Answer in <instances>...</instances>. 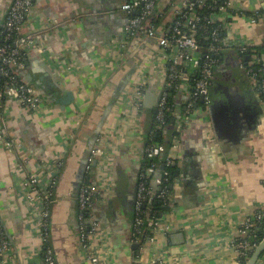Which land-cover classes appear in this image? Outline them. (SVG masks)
Masks as SVG:
<instances>
[{"label": "crops", "instance_id": "obj_1", "mask_svg": "<svg viewBox=\"0 0 264 264\" xmlns=\"http://www.w3.org/2000/svg\"><path fill=\"white\" fill-rule=\"evenodd\" d=\"M132 1L33 0L23 30L36 45L18 74L37 88L41 103L32 110L8 99L1 110L17 144L6 148L0 139V225L8 242L0 264H42L38 218L22 181L40 160L57 159L47 227L56 264H243L236 232L264 209V80L253 72L264 73V0H225V8L210 13L223 28L211 100L205 105L194 94L186 69L172 94L169 127L179 134L169 153L175 165L170 205L143 239L142 230L135 233L134 195L142 174L154 170H139L154 112L144 102L153 104L167 82L158 37L169 34L191 0H160L154 37L125 35L123 5ZM11 2L0 0V26ZM140 84L139 110L134 98ZM94 136L82 181L89 176L102 196L91 210L97 230L84 248L73 190ZM97 147L104 151L98 158L92 153ZM161 176L157 170L151 177V198ZM261 256L256 264H264Z\"/></svg>", "mask_w": 264, "mask_h": 264}, {"label": "built area", "instance_id": "obj_2", "mask_svg": "<svg viewBox=\"0 0 264 264\" xmlns=\"http://www.w3.org/2000/svg\"><path fill=\"white\" fill-rule=\"evenodd\" d=\"M206 0H196L202 3ZM33 0H12L10 3L3 26L4 40L13 38V47L9 43L0 44V139L6 148L16 146V141L10 137L1 115L3 103L5 100L14 99L24 104L28 108L35 110L41 103V96L37 88L23 80L17 71L25 65L26 56L32 48H35L36 41L32 34L26 33L23 28L25 22L29 19L32 12ZM225 5L220 8H225ZM155 8V0H134L126 2L123 5L124 11L129 15L127 25L125 27V35L133 36L138 32L146 33L148 36H155L154 24L150 21L148 16ZM186 12L178 11L179 16L174 20L169 34L158 37V43L163 48V54L167 63L165 87L177 88L180 86V80L186 69L195 75L193 81L194 94L199 95L203 99L205 105L210 103V87L212 84V76L214 73V66L218 61V52L221 45L218 44V30L215 28L211 32L212 43L209 45V54L201 58L199 53V39L196 36L198 28L197 21L199 17L194 10V2L187 5ZM254 20V19H253ZM210 22V19H208ZM244 50L245 47L241 46ZM240 48V47H239ZM250 70V69H249ZM248 70V71H249ZM252 73V72H251ZM172 82V84H171ZM161 92L157 103L156 120L159 126L165 123L166 111L170 109L167 105L166 91ZM145 87L138 85L135 91V107L143 109V97ZM178 131V130H177ZM177 138H173L170 151L177 147ZM158 150L162 151L161 146ZM151 149L149 150V152ZM103 150L99 147L93 149V156L97 158L103 154ZM170 158L168 159V163ZM61 161L57 159L53 164L40 160L35 171L27 175L22 181V188L30 204L33 212L37 215L38 224L41 236L40 253L42 256V264H56L52 248L48 245L49 237L47 233L48 218L50 212V204L52 201L51 192L58 180V169ZM150 166L147 171L153 170ZM168 172L165 171L164 174ZM147 174H142V180L138 184L136 199H135V233H139L143 218L141 217V206L148 198L150 188L146 185ZM102 194L99 192L96 185H93L89 180H83L78 188L76 195L78 206V223L79 235L82 246H88L90 235L97 230V222L92 215V207L96 200L100 199ZM159 197L166 196V190H160ZM87 214V215H86ZM260 214L247 216L236 232L234 246L238 250L239 256L245 257V262L250 254H246L240 248H248L247 240L240 239L241 236L249 233L254 221L260 219ZM147 228L154 231L158 228L156 216H151L146 221ZM262 240V239H261ZM260 240V241H261ZM259 241V242H260ZM259 242L251 244L254 248ZM250 248V247H249ZM8 249V242L2 233L0 225V252H5ZM264 260V254L261 256ZM260 258V257H259ZM245 262L243 264H245ZM161 264V263H160Z\"/></svg>", "mask_w": 264, "mask_h": 264}, {"label": "trees", "instance_id": "obj_3", "mask_svg": "<svg viewBox=\"0 0 264 264\" xmlns=\"http://www.w3.org/2000/svg\"><path fill=\"white\" fill-rule=\"evenodd\" d=\"M160 0H155V8L151 11L148 18L150 21L154 24L156 27L161 22V16H159V11L157 10V5ZM190 2H194V10L196 12V15L199 17V20L197 21L198 28L196 30V36L199 39V53L201 55V58H204L206 54H209V45L213 42L211 38V32L213 29H215L217 26L220 27V32L218 31V44L221 45V35L223 32V28L220 24L209 22V15L211 12L216 11L219 9L220 6L225 5V0H206L205 2L199 3L196 2V0H191ZM170 7V4L166 5L164 8V11L168 10ZM188 10L187 7L182 8L181 12H186ZM179 16V14L177 15ZM3 43H9L11 47H13V38L9 40H4V32H3V26H0V44ZM220 56L218 53L217 58ZM18 72V71H17ZM254 73H256V78L260 82L264 80V73L258 72L253 70ZM195 75L193 74L191 76V82L193 84ZM1 81V80H0ZM167 83V82H166ZM172 84V82H171ZM175 88L173 86L171 87H165L164 91L167 92L166 94V100L167 105L170 106V109L166 111L165 116V123L162 126H159L157 120H156V112L151 113L150 115V125L148 131L144 134V145L142 148V156L140 158L139 166H140V172H144L145 169H147L150 166L154 167L153 172L147 175L146 177V185L150 186V180L151 177L154 175L155 171H160L162 176L159 183V190L157 191V195L153 198L148 196L144 203L141 206V217L143 218V224L141 225V234L140 237L143 239L145 234V229H147L146 221L153 215L158 216L161 211L167 208L168 205H170V193L171 189L169 187L170 185V175L172 174V171L174 169V164L172 161L168 163L169 159V153H170V147L173 142V138L178 136V131L175 130V128H170L169 123L171 121V115L173 111V99L172 94L174 93ZM169 128V129H168ZM161 146L163 148L162 151L158 150V147ZM151 151L149 152V150ZM167 171L168 175L165 176L164 172ZM84 180H89L91 182V179L89 176H87ZM142 180V178H139V182ZM166 189L167 195L165 197H159L158 194L160 190ZM258 214L261 215L260 219L254 221V226L252 230L241 236L240 239L247 240L249 247L248 248H240V250H243L246 254L251 253V247L253 243L259 242L264 237V209L258 210ZM87 215V214H86ZM140 230V231H141ZM151 234H147V236H150ZM48 245L50 246V242L48 241ZM264 254V252L262 253ZM239 259L242 263L245 262L244 256H239Z\"/></svg>", "mask_w": 264, "mask_h": 264}, {"label": "water", "instance_id": "obj_4", "mask_svg": "<svg viewBox=\"0 0 264 264\" xmlns=\"http://www.w3.org/2000/svg\"><path fill=\"white\" fill-rule=\"evenodd\" d=\"M159 98H160V93L156 97V101L153 102V104L147 103L146 98H145L144 106L152 107L153 111L156 112L157 103H158ZM99 128H100V125H98V128H96L95 134L98 133ZM95 137L96 136L92 137V139L90 140V144H89L87 150L84 152L83 157L81 159V163L79 165L78 173L76 176V182L74 183V190L73 191H74L75 195H77L78 188H79V186L82 182V179L84 177V168L88 162V158H89V154H90V150H91V145H92L91 143L94 142ZM157 191L158 190L154 189V191L151 193V196H155ZM135 199H136V190H135V195H134V200ZM263 252H264V237L254 248H251V254H250L249 258L246 260L245 264H256L257 260L259 259V257L262 255Z\"/></svg>", "mask_w": 264, "mask_h": 264}]
</instances>
